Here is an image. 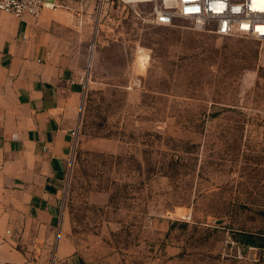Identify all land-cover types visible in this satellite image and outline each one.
<instances>
[{
	"label": "rangeland",
	"instance_id": "374dc122",
	"mask_svg": "<svg viewBox=\"0 0 264 264\" xmlns=\"http://www.w3.org/2000/svg\"><path fill=\"white\" fill-rule=\"evenodd\" d=\"M149 7H48L88 83L66 164L77 260L264 264V40L156 25Z\"/></svg>",
	"mask_w": 264,
	"mask_h": 264
},
{
	"label": "crops",
	"instance_id": "0c3cea01",
	"mask_svg": "<svg viewBox=\"0 0 264 264\" xmlns=\"http://www.w3.org/2000/svg\"><path fill=\"white\" fill-rule=\"evenodd\" d=\"M55 13L0 11V264H34L32 254L37 264L47 254L51 264H80L67 234L66 164L88 83L83 59L49 30ZM21 235L44 242L23 250Z\"/></svg>",
	"mask_w": 264,
	"mask_h": 264
},
{
	"label": "built area",
	"instance_id": "2783aa9c",
	"mask_svg": "<svg viewBox=\"0 0 264 264\" xmlns=\"http://www.w3.org/2000/svg\"><path fill=\"white\" fill-rule=\"evenodd\" d=\"M136 10L143 3L150 7L147 22L173 25L189 21L194 28L223 37L242 35L264 40V0H120ZM47 0H0V11L24 19L38 20L44 8L54 7ZM145 12V11H144ZM72 133L75 135L76 130Z\"/></svg>",
	"mask_w": 264,
	"mask_h": 264
}]
</instances>
